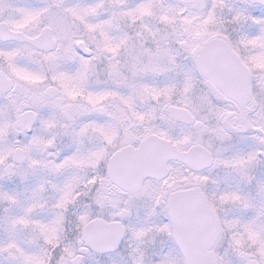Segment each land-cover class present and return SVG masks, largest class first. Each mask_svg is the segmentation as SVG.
<instances>
[{
  "label": "snow or ice",
  "instance_id": "obj_1",
  "mask_svg": "<svg viewBox=\"0 0 264 264\" xmlns=\"http://www.w3.org/2000/svg\"><path fill=\"white\" fill-rule=\"evenodd\" d=\"M0 264H264V0H0Z\"/></svg>",
  "mask_w": 264,
  "mask_h": 264
}]
</instances>
